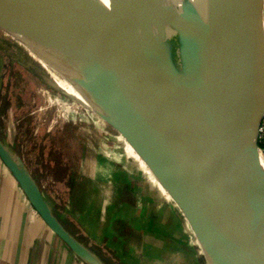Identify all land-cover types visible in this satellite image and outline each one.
<instances>
[{
  "label": "water",
  "instance_id": "95a60500",
  "mask_svg": "<svg viewBox=\"0 0 264 264\" xmlns=\"http://www.w3.org/2000/svg\"><path fill=\"white\" fill-rule=\"evenodd\" d=\"M114 1L125 10L108 0H0V9L53 32L64 55L157 134L179 187L157 173L209 264H264V0ZM0 157L41 218L92 264L1 141Z\"/></svg>",
  "mask_w": 264,
  "mask_h": 264
},
{
  "label": "rangeland",
  "instance_id": "374dc122",
  "mask_svg": "<svg viewBox=\"0 0 264 264\" xmlns=\"http://www.w3.org/2000/svg\"><path fill=\"white\" fill-rule=\"evenodd\" d=\"M45 90L60 101L50 103ZM68 95L0 27V141L80 248L113 264L106 240L90 232L95 217L105 218L114 202L130 201L132 177L168 186L127 133Z\"/></svg>",
  "mask_w": 264,
  "mask_h": 264
},
{
  "label": "crops",
  "instance_id": "0c3cea01",
  "mask_svg": "<svg viewBox=\"0 0 264 264\" xmlns=\"http://www.w3.org/2000/svg\"><path fill=\"white\" fill-rule=\"evenodd\" d=\"M128 189L130 201L114 202L90 231L106 240L113 264H209L169 188L132 177ZM86 261L41 218L0 157V264H91Z\"/></svg>",
  "mask_w": 264,
  "mask_h": 264
},
{
  "label": "bare ground",
  "instance_id": "6f19581e",
  "mask_svg": "<svg viewBox=\"0 0 264 264\" xmlns=\"http://www.w3.org/2000/svg\"><path fill=\"white\" fill-rule=\"evenodd\" d=\"M108 1L125 10L122 2ZM218 21L222 38L226 41L229 40L230 29L226 15L220 13ZM0 27L11 33L20 46L46 69L58 87L127 133L150 156L163 179L168 180L174 187H179L175 178L174 167L157 134L142 118L133 115L127 106L126 99L115 88L98 87L87 74L79 57L64 55L55 41L53 32L42 27L37 20L12 15L1 9ZM44 92L50 103L60 101V97L58 98L49 90ZM84 255L92 264H100L86 253Z\"/></svg>",
  "mask_w": 264,
  "mask_h": 264
},
{
  "label": "built area",
  "instance_id": "2783aa9c",
  "mask_svg": "<svg viewBox=\"0 0 264 264\" xmlns=\"http://www.w3.org/2000/svg\"><path fill=\"white\" fill-rule=\"evenodd\" d=\"M263 18H264V8H263ZM258 144H259L261 162L264 165V116L259 124Z\"/></svg>",
  "mask_w": 264,
  "mask_h": 264
}]
</instances>
